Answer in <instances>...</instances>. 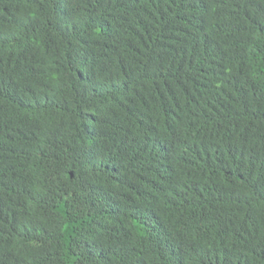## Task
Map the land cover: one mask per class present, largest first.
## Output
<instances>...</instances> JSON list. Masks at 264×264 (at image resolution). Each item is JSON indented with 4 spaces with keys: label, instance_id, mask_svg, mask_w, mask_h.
<instances>
[{
    "label": "trees",
    "instance_id": "trees-1",
    "mask_svg": "<svg viewBox=\"0 0 264 264\" xmlns=\"http://www.w3.org/2000/svg\"><path fill=\"white\" fill-rule=\"evenodd\" d=\"M0 264H264V0H0Z\"/></svg>",
    "mask_w": 264,
    "mask_h": 264
}]
</instances>
